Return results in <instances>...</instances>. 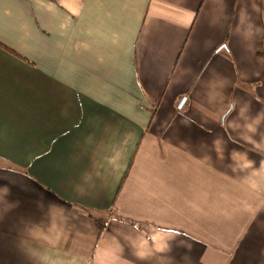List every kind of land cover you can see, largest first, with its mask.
Instances as JSON below:
<instances>
[{"label": "crops", "instance_id": "crops-1", "mask_svg": "<svg viewBox=\"0 0 264 264\" xmlns=\"http://www.w3.org/2000/svg\"><path fill=\"white\" fill-rule=\"evenodd\" d=\"M0 264H264V0H0Z\"/></svg>", "mask_w": 264, "mask_h": 264}, {"label": "trees", "instance_id": "trees-1", "mask_svg": "<svg viewBox=\"0 0 264 264\" xmlns=\"http://www.w3.org/2000/svg\"><path fill=\"white\" fill-rule=\"evenodd\" d=\"M100 223H101L100 224V233H102L104 231L105 226L102 222H100Z\"/></svg>", "mask_w": 264, "mask_h": 264}]
</instances>
